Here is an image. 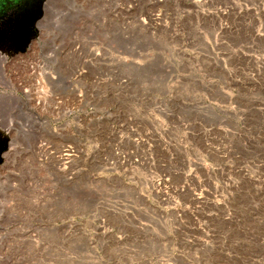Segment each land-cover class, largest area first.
<instances>
[{
  "label": "rangeland",
  "instance_id": "1",
  "mask_svg": "<svg viewBox=\"0 0 264 264\" xmlns=\"http://www.w3.org/2000/svg\"><path fill=\"white\" fill-rule=\"evenodd\" d=\"M0 95V264H264V0H31Z\"/></svg>",
  "mask_w": 264,
  "mask_h": 264
},
{
  "label": "flooded vegetation",
  "instance_id": "2",
  "mask_svg": "<svg viewBox=\"0 0 264 264\" xmlns=\"http://www.w3.org/2000/svg\"><path fill=\"white\" fill-rule=\"evenodd\" d=\"M31 0H0V29L9 20H14Z\"/></svg>",
  "mask_w": 264,
  "mask_h": 264
},
{
  "label": "bare ground",
  "instance_id": "3",
  "mask_svg": "<svg viewBox=\"0 0 264 264\" xmlns=\"http://www.w3.org/2000/svg\"><path fill=\"white\" fill-rule=\"evenodd\" d=\"M0 98H2V96L0 95ZM2 242V241H1Z\"/></svg>",
  "mask_w": 264,
  "mask_h": 264
}]
</instances>
